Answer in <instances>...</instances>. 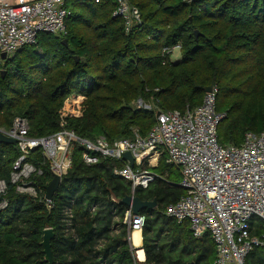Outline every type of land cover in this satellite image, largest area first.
<instances>
[{
  "label": "trees",
  "instance_id": "trees-1",
  "mask_svg": "<svg viewBox=\"0 0 264 264\" xmlns=\"http://www.w3.org/2000/svg\"><path fill=\"white\" fill-rule=\"evenodd\" d=\"M128 2L141 12V23L129 32L113 16L118 0H70L66 35L42 33L37 44L0 56V128H11L21 116L31 136L55 134L62 129L59 110L66 98L83 94V116L67 124L78 136L110 142L132 138L136 130L147 136L156 123L154 107L193 110L206 88L216 86V108L226 116L218 128L222 145L240 146L247 132L264 130V0ZM177 46L182 56L174 62L169 49ZM139 100L152 109L138 106ZM84 150L74 144L72 166L48 202L45 187L53 173L43 150L29 159L43 170L33 177L39 195L32 196L10 180L19 151L0 142V180L8 183L7 194L0 195V204L8 200L0 210V264H48L41 244L47 228L55 232L54 264H214L210 234L195 238L189 220L166 214L186 194L180 169L166 154L150 167L159 177L133 192L131 182L115 173L125 160L87 164ZM131 194L158 202L140 211L143 262L125 223L130 207L121 201ZM251 224L254 235L263 232L262 219ZM246 264H264V246L250 251Z\"/></svg>",
  "mask_w": 264,
  "mask_h": 264
},
{
  "label": "built area",
  "instance_id": "built-area-1",
  "mask_svg": "<svg viewBox=\"0 0 264 264\" xmlns=\"http://www.w3.org/2000/svg\"><path fill=\"white\" fill-rule=\"evenodd\" d=\"M69 1H0V55L15 56L23 47L37 44L42 33L66 35L72 15ZM118 1L113 16L121 18L129 32L141 23V12L128 0ZM211 88L202 104L193 110L163 111L154 107L156 123L147 136L136 130L132 138L115 142L104 136L82 138L67 128L70 118L84 114L86 97L83 94L66 98L59 110L62 129L52 135L31 136L29 121L17 116L11 128H0V132L16 140L20 153L13 164L11 183L20 193L38 196L33 177L43 170L29 160L32 153L42 149L52 173L63 177L72 166L77 142L85 148L83 160L87 164H95L101 158L125 160V167L115 169V173L131 182L134 192L137 187L147 188L159 177L150 167L156 166L166 154L167 162L179 167L180 185L186 190L179 201L166 208V214L179 222L189 220L195 238L210 234L216 246L214 264H246L250 251L264 246V230L254 235L251 224L253 219L264 221V130L259 134L247 132L240 146L222 145L218 128L226 116L216 108L218 88ZM136 104L152 109V105H145L141 100ZM127 151L135 158L134 166L123 157ZM7 192L8 183L0 180V195L5 196ZM7 206L8 200L4 199L0 210ZM67 217L69 222L71 210L67 211ZM125 223L131 236L136 230L142 232L145 217L133 214L130 208Z\"/></svg>",
  "mask_w": 264,
  "mask_h": 264
},
{
  "label": "water",
  "instance_id": "water-1",
  "mask_svg": "<svg viewBox=\"0 0 264 264\" xmlns=\"http://www.w3.org/2000/svg\"><path fill=\"white\" fill-rule=\"evenodd\" d=\"M195 35L196 36L199 35L198 30L195 31ZM64 42L68 44L67 39H65ZM0 56L3 59L8 58L6 53H1ZM76 58L78 59V56H76ZM4 73H5V70H3V75ZM211 89H212L211 86L207 87L206 92L211 91ZM0 142L14 145L15 148L18 149V147L16 146V140L11 137L6 136L2 132H0ZM123 157L129 161L131 166L135 165V158L130 151L125 152ZM61 182H62V177L58 174H53V178L45 187L46 200L51 201L53 199L54 195L57 193V191L60 188ZM121 201L127 204L131 208L133 214L135 215L140 214V211L144 208L152 209V208H155L158 204L156 199L151 200V201L142 200L140 197L134 194L126 195ZM54 237H55V232L52 228H47L44 230V235H43L41 244L43 246V252L45 254V261L48 262V264H54V257H53V252H52V240L54 239ZM130 240H131V236H130Z\"/></svg>",
  "mask_w": 264,
  "mask_h": 264
},
{
  "label": "bare ground",
  "instance_id": "bare-ground-1",
  "mask_svg": "<svg viewBox=\"0 0 264 264\" xmlns=\"http://www.w3.org/2000/svg\"><path fill=\"white\" fill-rule=\"evenodd\" d=\"M133 243L135 246H137V255L141 260H145V252L144 249L142 248V239H141V231L136 230L133 234Z\"/></svg>",
  "mask_w": 264,
  "mask_h": 264
},
{
  "label": "crops",
  "instance_id": "crops-1",
  "mask_svg": "<svg viewBox=\"0 0 264 264\" xmlns=\"http://www.w3.org/2000/svg\"><path fill=\"white\" fill-rule=\"evenodd\" d=\"M0 1H2V0H0ZM3 1H9V2H15L16 0H3ZM133 234L134 233H132V235H131V243H132V245L134 246V248H135V250H136V252H137V246H135L134 245V243H133ZM141 239H142V247H143V236H142V232H141ZM135 256H136V258L139 260V261H141V262H143V261H145V260H141L140 258H139V256L137 255V253H135ZM146 257V256H145Z\"/></svg>",
  "mask_w": 264,
  "mask_h": 264
},
{
  "label": "rangeland",
  "instance_id": "rangeland-1",
  "mask_svg": "<svg viewBox=\"0 0 264 264\" xmlns=\"http://www.w3.org/2000/svg\"><path fill=\"white\" fill-rule=\"evenodd\" d=\"M179 46L176 47V49H174V54H173V57H172V60L175 62V61H178L181 59V51L179 50L178 48Z\"/></svg>",
  "mask_w": 264,
  "mask_h": 264
}]
</instances>
